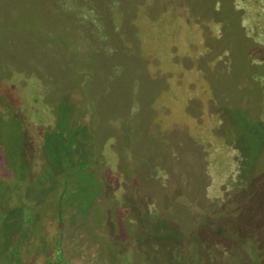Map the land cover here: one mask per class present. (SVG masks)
Here are the masks:
<instances>
[{"label": "rangeland", "instance_id": "obj_1", "mask_svg": "<svg viewBox=\"0 0 264 264\" xmlns=\"http://www.w3.org/2000/svg\"><path fill=\"white\" fill-rule=\"evenodd\" d=\"M261 47L264 0H0V264H264Z\"/></svg>", "mask_w": 264, "mask_h": 264}, {"label": "trees", "instance_id": "obj_2", "mask_svg": "<svg viewBox=\"0 0 264 264\" xmlns=\"http://www.w3.org/2000/svg\"><path fill=\"white\" fill-rule=\"evenodd\" d=\"M260 51H262V53H264V47H261L260 48ZM13 169V168H12ZM12 169L10 170V171H12ZM64 196H65V192H61V194H60V197H59V200H58V203H59V213L61 214V210H62V208H61V203H63L62 202V199L64 198ZM25 239L26 238H28V235H27V233H26V235H25V237H24ZM17 248V247H16ZM20 249V248H19ZM58 250L60 251V247H58ZM5 258H6V260H5V263H3V264H27L26 262V259L24 260L23 258H21L20 257V254H19V256H18V253H7L6 255H5ZM44 258H46V257H44ZM129 262V258H128V256H126L125 258H124V260H123V264H127ZM175 263V262H174ZM40 264H69L68 262H67V260L64 258V255H63V253H56L55 254V256H54V258L53 259H51L49 262H44V261H42Z\"/></svg>", "mask_w": 264, "mask_h": 264}]
</instances>
